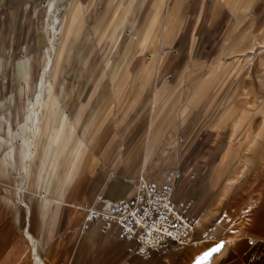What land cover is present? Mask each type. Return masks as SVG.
<instances>
[{
	"label": "crops",
	"instance_id": "obj_1",
	"mask_svg": "<svg viewBox=\"0 0 264 264\" xmlns=\"http://www.w3.org/2000/svg\"><path fill=\"white\" fill-rule=\"evenodd\" d=\"M52 1L0 0V264H36L34 242L46 264H160L156 254L143 263L134 244L102 233L100 223L83 224L90 209L104 208L99 196L127 197L166 165L180 172L174 198L193 202L198 230L231 229L234 260L264 264V165L250 188L233 179L232 118L209 106L234 68L225 59L240 51L234 43L264 33V0H77L82 19L71 32L83 40L68 48L69 0H61L59 55L31 162L39 173L24 183L22 203L13 184L50 46ZM109 78L113 95L124 85L136 93L120 97L119 118L108 124L106 111L101 125ZM44 166L55 167L46 187ZM201 239L183 264L206 254Z\"/></svg>",
	"mask_w": 264,
	"mask_h": 264
},
{
	"label": "rangeland",
	"instance_id": "obj_2",
	"mask_svg": "<svg viewBox=\"0 0 264 264\" xmlns=\"http://www.w3.org/2000/svg\"><path fill=\"white\" fill-rule=\"evenodd\" d=\"M67 5L68 8H70L68 18L66 13L61 15L63 18H65V20L67 19L68 22L66 25L68 38L66 41L67 43L65 44L68 48L70 45L74 44L76 40H78V43H80L83 39L82 36L77 39V31L75 33L74 30L71 32V29L76 25L78 19H82L81 7L78 5L77 0H69ZM115 21L118 20L115 19L114 22ZM81 24L79 27H81ZM87 28L88 26L86 25L84 31H86ZM127 36L128 32H124L121 45H123V42ZM57 39L59 41L58 37ZM234 46H239L240 51L236 49V54L229 52L227 55H225L226 60L234 62V68L229 71V75L227 76V79L221 88V97L219 98L218 91L211 99L212 102H209V106H212V109L214 110H219V105H221L220 110L222 114H226V116L228 115L232 118L234 127L233 137L231 140V147L233 148L232 156L239 160V164L236 166L237 170L235 171V173H238L239 176L238 178L233 176V179H237L240 185H242V188H250L259 170L264 165V33H258L254 37L246 36L239 38L238 42L236 44L234 43ZM119 47L121 49L120 43ZM232 48L233 47H230L231 50ZM120 49L117 47L113 53L111 64L114 65L118 60L120 56ZM112 66L109 68L108 76L112 72ZM135 69V66L132 67L133 74H130L128 71L130 76L135 77ZM139 77H137L138 80ZM107 82L109 83V86L105 93L109 92V96L107 102L101 110L102 116L99 120L100 124L103 123L104 113L106 111L110 112L108 117H112V120L111 118L106 119L108 124L113 121L114 117L119 118V111L121 110L122 103L121 100L124 98L120 100L118 99L125 96L126 94H131L133 92L136 93L135 88H131L130 85H124L120 87V92L117 93V96H115L112 94L113 84L110 78ZM140 92L141 91L139 90V93ZM122 104H126L125 101ZM97 126L99 127V124ZM16 137L17 142H19V136ZM38 137V140L40 141L41 136L39 135ZM42 140H44V138ZM38 151L39 145L37 146V154ZM170 152L166 156H168ZM44 167L45 168L42 173L45 175L46 181H44V186L46 187L47 182L49 183L51 179L50 177H52L51 171L55 167ZM173 168L175 167L166 165L163 168H158L157 173H149L146 175L148 178H150V180H161L165 172ZM38 169L39 167L32 165V174L29 176L28 185L29 183L33 184L35 181V175L39 173ZM15 173L17 177L13 185L18 187L21 185L23 174H19V170H16ZM91 184H88L85 187V191H88L89 187L91 188ZM23 186L25 187V185ZM87 214L88 213H86V216ZM233 221L234 220L231 221L232 225ZM231 232V229H227L222 236L219 234V230H198L192 243L200 236L205 240L204 244H207L209 247L206 250V254L202 256L200 261H197L194 264H238L234 260L232 240L233 233ZM192 243L187 246H179L170 243L155 251L154 254L157 256L156 259L161 261L160 264H183V258H188V255L190 254L189 250ZM140 259L143 260V263H148V259L145 260L141 257Z\"/></svg>",
	"mask_w": 264,
	"mask_h": 264
},
{
	"label": "built area",
	"instance_id": "obj_3",
	"mask_svg": "<svg viewBox=\"0 0 264 264\" xmlns=\"http://www.w3.org/2000/svg\"><path fill=\"white\" fill-rule=\"evenodd\" d=\"M180 176L173 168L161 180L141 178L127 197L104 200L99 196L97 200L105 206L88 211L83 229L100 223L103 233L134 244L135 252L145 260L170 243L189 245L201 219L192 214L190 199L174 198Z\"/></svg>",
	"mask_w": 264,
	"mask_h": 264
},
{
	"label": "bare ground",
	"instance_id": "obj_4",
	"mask_svg": "<svg viewBox=\"0 0 264 264\" xmlns=\"http://www.w3.org/2000/svg\"><path fill=\"white\" fill-rule=\"evenodd\" d=\"M60 3H61V0H53L50 5V11H49L50 20L47 24V31L49 34L50 46L48 48L46 61H45L44 68L42 70L41 79L38 85V92L36 94L34 101L31 104V109L29 111V116L27 119V128L29 129L30 133H29V136L27 137L22 136L23 138L20 139L22 146L25 147L24 152H23V165L21 166V173L23 174V177H22L21 185L18 187V190H17L18 199L22 203L24 201L23 192L25 189L23 185H25L24 183L29 179V175H30L31 167H32L31 162H32V159H34L36 155V149L34 148V146H35V143L37 142V138L40 135V132L42 129L41 128L42 127L41 126L42 125L41 115L45 108V104H46L45 100L47 98L48 93H50V89H51L49 85V79L51 78L52 69L55 67V64L57 62L58 55H59L58 40H57V35L59 31L56 29V27L60 23V19L58 16V9L61 6ZM33 249H34L35 263L36 264H46L43 258L40 256V254H38L36 250L35 242H34ZM198 261L200 260L198 259Z\"/></svg>",
	"mask_w": 264,
	"mask_h": 264
}]
</instances>
